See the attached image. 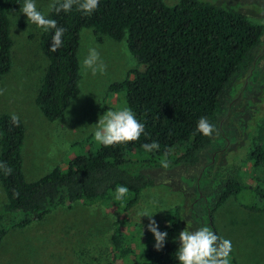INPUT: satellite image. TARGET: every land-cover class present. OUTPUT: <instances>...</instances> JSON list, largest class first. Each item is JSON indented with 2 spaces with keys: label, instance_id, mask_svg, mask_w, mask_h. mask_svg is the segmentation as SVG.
I'll return each mask as SVG.
<instances>
[{
  "label": "trees",
  "instance_id": "obj_1",
  "mask_svg": "<svg viewBox=\"0 0 264 264\" xmlns=\"http://www.w3.org/2000/svg\"><path fill=\"white\" fill-rule=\"evenodd\" d=\"M22 3L0 0V84L13 67L10 17L19 12ZM49 16L66 31L56 52L49 50L53 31H43L40 36L41 50L49 62L36 98L44 116L51 122L60 120L80 95V34L83 29H92L98 36L125 40L142 67L131 73L133 78L111 85L110 92L126 93L127 107L144 123L145 130L136 141L101 146L95 152L73 157L66 169L56 167L29 182L23 170L25 124L19 118L14 125L12 114H2L0 162L4 168H0V182L7 203L0 210V244L11 230L42 222L60 207L108 201L131 229L127 233L118 228L112 237L116 263L134 255L130 240L139 233V227L130 222L129 212L142 192L161 184L172 187L171 181L194 189V199L168 211V225L161 229L168 233L164 247L157 251L154 242L147 245L142 250L143 260L134 264H178L174 237L185 228L187 217L191 215L198 227L208 226L220 235L215 215L230 198L239 200L245 192L250 193L256 197V205L245 208L264 212V181L255 178L258 186H252L243 177L242 166L225 168L217 156L228 146L229 138L238 135L232 125L238 99L241 95L249 98L254 89L251 85L264 74L263 24L253 23L236 8L201 0H179L175 6L164 0H100L91 14L74 5L68 13L52 9ZM256 94V115L261 119L250 134L245 131V141L249 137L247 162H254L258 168L264 165V97L258 85ZM201 117L214 125L211 137L196 131ZM153 141L159 148L146 152L142 145ZM135 151L152 160H128ZM161 159L168 162L167 168L161 166ZM8 168L10 174L5 170ZM149 168L179 170L152 177L146 173ZM184 175L191 184L181 182ZM120 185L128 192L116 200L115 188ZM230 256L231 264H238L232 252Z\"/></svg>",
  "mask_w": 264,
  "mask_h": 264
},
{
  "label": "rangeland",
  "instance_id": "obj_2",
  "mask_svg": "<svg viewBox=\"0 0 264 264\" xmlns=\"http://www.w3.org/2000/svg\"><path fill=\"white\" fill-rule=\"evenodd\" d=\"M164 1L169 6H175L179 2ZM201 1L236 8L245 13L253 23L264 25V0ZM52 3L53 0H37L38 8L48 15ZM10 21L14 41L13 67L0 84V116L15 114L24 122L26 141L23 170L26 179L35 182L56 167L66 169L73 157L101 148L102 145L94 140L90 126L96 124L98 117L106 111L127 107L126 93H112L110 86L133 78L131 73L142 67L129 51L125 40L117 42L110 37L96 35L92 29H83L78 53L80 64L88 49L95 48L106 66L105 71L92 75L81 66L80 95L72 100L60 120L51 122L36 104L49 65L40 47L43 31L28 23L23 14L12 15ZM99 38L102 40L99 41ZM256 85L264 97V74L259 77L257 84L255 80L251 85L250 88L254 89H251L253 92L249 98L241 95L238 99L233 116L235 123H232L233 133L238 135H234V138L232 135L228 146L217 156L218 162L225 168L242 166L245 180L257 187V182L253 180L256 178L264 181V165L255 168L254 162H247L250 152L249 137L245 141V131L250 134L261 119L256 115L259 96L256 94ZM78 142L81 145L75 146ZM127 159L144 161L152 160V157L135 151ZM206 162L207 159H204V163ZM177 170L179 168H149L146 173L153 177L159 176L163 171ZM181 182L191 184V180L185 175ZM171 183L172 187L161 184L145 189L138 204L129 212L130 222L139 227V233H134V238L130 240L135 247L134 255L130 257L114 263L112 237L118 228L127 233L131 229L125 225L120 211L104 201L95 205L76 203L72 208L60 207L42 222L23 230H11L0 244V264H134L142 261V250L153 243L154 238L151 233L145 232L148 218L142 217L140 224L135 217V210L140 206L151 207L155 204L153 219L161 230L168 225V211L171 208L190 203L194 199V189H185L180 183ZM6 203L7 196L0 182V210ZM245 205H256V197L245 192L239 200L230 198L216 213L215 224L220 235L232 242L233 257L238 264H264V212L251 211ZM186 220L185 227H198L191 215Z\"/></svg>",
  "mask_w": 264,
  "mask_h": 264
},
{
  "label": "clouds",
  "instance_id": "obj_3",
  "mask_svg": "<svg viewBox=\"0 0 264 264\" xmlns=\"http://www.w3.org/2000/svg\"><path fill=\"white\" fill-rule=\"evenodd\" d=\"M99 2L100 0H53L50 11L54 9L57 13L60 11L68 13L75 5L84 14H91L97 9ZM18 13L19 15L23 14L27 18V22L35 25L38 29L44 32L53 31L49 47L51 52H56L62 46L66 29L58 27L56 20L40 10L37 6V0H23ZM81 66L85 71H90L92 75L97 72L103 73L106 67L95 48L88 49ZM10 119L12 124L18 125V116L13 114ZM90 127L92 128L94 140L105 147L136 141L145 130L144 123L140 122L136 114L128 107L106 111L98 117V122ZM196 131L205 137H211L215 128L208 118L201 117L197 121ZM142 148L146 152H152L159 148V144L153 141L152 143L143 144ZM161 166L167 168L168 162L162 160ZM0 168H4L2 162H0ZM5 170L8 174L11 173L10 168ZM127 192L128 188L125 185L116 187L114 199L122 200ZM155 207V204L151 207L140 206L135 210V217L140 224L142 217L148 218L146 230L154 238V249L159 251L164 247L168 239V233L159 230L158 223L153 219ZM143 231L144 227H142V234ZM174 240L178 245L174 254L178 264H231L232 242L220 236L208 226H200L195 229L186 226L174 237Z\"/></svg>",
  "mask_w": 264,
  "mask_h": 264
}]
</instances>
